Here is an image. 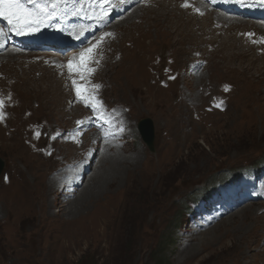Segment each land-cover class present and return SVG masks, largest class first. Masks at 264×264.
<instances>
[{"label": "rangeland", "instance_id": "1", "mask_svg": "<svg viewBox=\"0 0 264 264\" xmlns=\"http://www.w3.org/2000/svg\"><path fill=\"white\" fill-rule=\"evenodd\" d=\"M155 4L113 27L116 40L100 53L93 78L100 86L96 95L121 116L126 112V119L118 118L127 121L129 133L122 148L99 149L89 177L71 201L61 199L60 175L65 163L84 158L95 142L86 140L76 149L67 144L66 133L49 138L56 130L71 129L85 113H72L69 91L40 56L17 54L7 64L0 60V78L8 77L0 79V93L13 98L0 122V264H154L159 258L155 250L163 264H264V214L258 215L256 204L206 232L175 228L185 222L184 199L213 186L226 170L264 156V57L230 33L236 26L224 36L210 34L212 19L206 27L172 3L167 10L174 14L172 20L161 19ZM169 29L180 31L162 35L173 34ZM213 36L220 39L219 46ZM220 42L231 47L225 50ZM203 46L207 69L191 80L185 65L193 60L194 49ZM167 56L179 74L171 84L160 85L165 76L158 78V67L170 64ZM127 63L138 76L123 90L119 75ZM43 77L47 87L41 84ZM222 84L233 88L225 96L227 110L207 113L211 95ZM144 118L154 125L153 154L138 134ZM40 127L39 147L51 150L50 157L30 153L25 143ZM12 196L17 201L4 209L1 197Z\"/></svg>", "mask_w": 264, "mask_h": 264}, {"label": "snow or ice", "instance_id": "2", "mask_svg": "<svg viewBox=\"0 0 264 264\" xmlns=\"http://www.w3.org/2000/svg\"><path fill=\"white\" fill-rule=\"evenodd\" d=\"M184 6L187 7L188 5ZM46 7L47 6L39 8V13H45ZM52 7L55 8L56 5L53 4ZM101 10H103V8ZM0 18L6 20L8 25L12 26L18 32H23L25 27L30 28L32 24L36 22L33 13L24 7L21 0H0ZM92 52L93 49L89 48L80 53L79 63L81 67L79 70L81 71V79H85L83 73H88L90 75L93 71L87 67ZM68 67L70 72L73 71L72 62H69ZM73 85H76V81H73ZM99 87V85H92L90 89L87 87H76V95L81 99L82 102L85 103L86 107H91L93 111L97 112L99 118L108 124L111 123V121L105 116L103 105L96 98V91L99 89ZM4 106V100L0 99V122L5 119V114L3 111Z\"/></svg>", "mask_w": 264, "mask_h": 264}, {"label": "bare ground", "instance_id": "3", "mask_svg": "<svg viewBox=\"0 0 264 264\" xmlns=\"http://www.w3.org/2000/svg\"><path fill=\"white\" fill-rule=\"evenodd\" d=\"M168 6H169V4H168ZM156 8H158V10L160 11V13L158 12V15H157V17L158 18H161V19H165V20H172V17L174 16V14H172V13H170L169 11H167V6L165 5V3H160ZM181 13H182V10L180 11ZM207 18H209V17H204V18H202V19H200V20H202V21H207ZM175 20V19H174ZM191 22V21H190ZM181 23V22H180ZM176 24V23H175ZM178 26V25H177ZM234 26H237V25H233V26H231V29H233V28H235ZM185 27V26H184ZM169 30H172L173 31V34H170L169 32H166V31H164L163 32V34L162 35H166V36H168V37H173V36H176V34H178V30L179 29H169ZM187 30H189V29H187ZM227 30L228 31H230L229 30V28H227ZM180 31V30H179ZM186 32V31H185ZM175 33V34H174ZM231 33V32H230ZM185 36V35H184ZM226 37V36H225ZM217 39V38H216ZM213 39L212 41L213 42H215V43H217L218 44V46H219V40L220 39ZM155 40V39H154ZM225 40V39H224ZM226 40H230L229 38L228 39H226ZM225 40V41H226ZM227 43H229L228 41H226ZM226 42H220L224 47H225V50H229L228 48L229 47H231V46H227L226 45ZM225 43V44H224ZM169 45V44H168ZM221 45V46H222ZM170 47V46H169ZM175 48V47H174ZM222 48V47H221ZM221 48H219L218 47V49L216 50V52L218 53V50L219 49H221ZM163 49H164V47H163ZM183 50V49H182ZM222 50V49H221ZM104 56V55H103ZM17 58L18 56H12V55H9V54H7V55H3V57H2V59H5V58H7V60L8 59H10V58ZM24 57V56H23ZM14 58V59H15ZM105 58V57H104ZM106 59V58H105ZM124 59L126 60V58L124 57ZM123 59V60H124ZM9 61H12V60H9ZM102 61V60H101ZM127 61V60H126ZM13 62H14V60H13ZM104 62V61H103ZM129 62H131L130 61V59H129ZM122 63V62H121ZM107 66V65H106ZM118 67H120L119 65H117ZM5 67V66H4ZM122 68V67H121ZM104 69V68H103ZM134 71V70H133ZM137 76H138V74H136V72H133L132 73V69L130 68V66H129V63H127L126 65H125V67H124V70H123V74H121V75H119V78H120V87H121V89H123V90H126L131 84H132V82L134 81V80H136L135 78H137ZM42 82H41V84L42 85H44V87H47L48 85L47 84H45L44 82H46V80H45V78L43 77V79L41 80ZM115 83V82H114ZM21 84V83H20ZM34 84H37V83H34ZM118 84V83H117ZM24 85V84H23ZM26 85L29 87H31V84H29L27 81H26ZM119 88V87H118ZM44 89V88H43ZM62 89V88H61ZM26 92V94L27 95H29L30 97H33V95L32 94H30L28 91H25ZM61 94V93H60ZM59 99V98H58ZM63 109V108H62ZM66 112V111H65ZM62 113V112H61ZM74 117V116H73ZM182 117V116H181ZM22 121V120H21ZM15 124H16V122H15ZM26 128V127H25ZM25 130V129H24ZM31 131V130H30ZM23 132V131H22ZM29 132V131H28ZM24 133V132H23ZM22 133V134H23ZM22 136V135H21ZM66 149V148H65ZM17 172V171H16ZM16 185V184H15ZM14 185V186H15ZM20 186V185H19ZM50 187V186H49ZM12 188V187H11ZM34 188V187H33ZM48 189V188H47ZM35 190V189H34ZM36 190H37V187H36ZM35 190V191H36ZM15 190H13V192H14ZM38 191V190H37ZM21 194V193H20ZM16 195H18L17 193H16ZM14 196H15V194H14ZM14 196H12V197H9L7 200L5 199V198H3V197H1V205L3 206V208L4 209H6L7 208V204L9 203L10 205H12L13 204V202H16L15 201V198H14ZM18 197V196H17ZM18 199V198H17ZM22 198H20V200H21ZM26 201V200H25ZM19 202V201H18ZM20 203V202H19ZM25 203V202H24ZM28 202H26L25 204H27ZM15 204V203H14ZM31 204V203H30ZM17 206V205H16ZM19 206V205H18ZM21 206V205H20ZM22 206H24L23 205V203H22ZM27 206V205H26ZM32 206V205H31ZM29 207V206H28ZM26 209H27V207H25ZM24 208V209H25ZM33 208V207H32ZM15 210H16V207H15ZM14 210V211H15ZM18 210V209H17ZM28 210V209H27ZM30 210V209H29ZM28 210V211H29ZM27 212V211H26ZM19 214V213H18Z\"/></svg>", "mask_w": 264, "mask_h": 264}, {"label": "water", "instance_id": "4", "mask_svg": "<svg viewBox=\"0 0 264 264\" xmlns=\"http://www.w3.org/2000/svg\"><path fill=\"white\" fill-rule=\"evenodd\" d=\"M141 134L146 141L147 145L151 149L152 146V128L151 123L147 120L142 122Z\"/></svg>", "mask_w": 264, "mask_h": 264}, {"label": "trees", "instance_id": "5", "mask_svg": "<svg viewBox=\"0 0 264 264\" xmlns=\"http://www.w3.org/2000/svg\"><path fill=\"white\" fill-rule=\"evenodd\" d=\"M142 234H143V231H142ZM144 238V237H143ZM142 238V239H143ZM154 253H156L158 256H159V258H160V254L155 250L154 252H153V254ZM156 257V256H155ZM156 258V260L154 261V264H163V260L160 258ZM85 261V260H84Z\"/></svg>", "mask_w": 264, "mask_h": 264}]
</instances>
